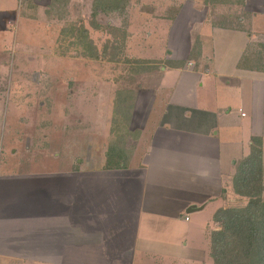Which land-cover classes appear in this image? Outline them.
Wrapping results in <instances>:
<instances>
[{
	"label": "crops",
	"instance_id": "obj_1",
	"mask_svg": "<svg viewBox=\"0 0 264 264\" xmlns=\"http://www.w3.org/2000/svg\"><path fill=\"white\" fill-rule=\"evenodd\" d=\"M16 1H0V34L14 33V50L25 52L50 29L42 22L26 41L19 37L26 30L18 24L30 15ZM21 1L43 10L67 0ZM241 7L222 24H212L207 9L197 13L185 25V48L158 57L161 78L151 75L152 85L139 88L126 119L145 147L130 164L124 151L120 167L75 175L51 157L36 163L21 154L8 137L20 100L7 111L2 101L23 74L1 73L10 91L0 87V264H216L215 215L240 207L235 200L247 204L235 184L248 176L245 162L258 141L264 166V0ZM24 81L23 102L31 92Z\"/></svg>",
	"mask_w": 264,
	"mask_h": 264
},
{
	"label": "rangeland",
	"instance_id": "obj_2",
	"mask_svg": "<svg viewBox=\"0 0 264 264\" xmlns=\"http://www.w3.org/2000/svg\"><path fill=\"white\" fill-rule=\"evenodd\" d=\"M9 2L13 5L14 0ZM15 4L30 15L18 24L26 30L19 36L23 40L29 29L41 31L42 22L50 30L37 39H43L42 44L32 40L25 52L14 50V33L0 34V75L23 74L11 83L14 99L10 94L11 99L2 101L7 111L9 102L14 105L20 100V108L14 106L10 115L7 136L12 143H20L21 154L35 156L36 163L51 157L52 165L77 170L75 175L107 164L116 146L133 163L143 151L145 139L128 128V109L139 88L152 85L150 76H161L158 57L171 46L185 48V25L197 13L203 16L207 9L211 17L207 19L212 24L223 19L222 24L224 18L238 17L242 11L238 0H102L106 11L97 8L95 0H67L43 10L34 1L17 0ZM112 5L119 8L108 10ZM46 9L54 14L52 19ZM145 65L159 68L150 73ZM29 78L33 83L27 82ZM24 80L26 86L31 85L27 87L31 92L23 95L25 102L18 91ZM2 85L5 92L10 91L7 83ZM54 152L58 162H54ZM242 203L234 201L236 206ZM69 258L76 261V257Z\"/></svg>",
	"mask_w": 264,
	"mask_h": 264
},
{
	"label": "trees",
	"instance_id": "obj_3",
	"mask_svg": "<svg viewBox=\"0 0 264 264\" xmlns=\"http://www.w3.org/2000/svg\"><path fill=\"white\" fill-rule=\"evenodd\" d=\"M243 0H238L242 4ZM102 8V0H95ZM116 6V7H115ZM119 8L112 5L108 10ZM87 32V31H86ZM123 148L113 147L107 159L108 167H120ZM261 142L245 162L250 170L236 182V191L248 202L242 207L220 209L215 220L220 227L211 234L212 257L216 264H264V166Z\"/></svg>",
	"mask_w": 264,
	"mask_h": 264
}]
</instances>
